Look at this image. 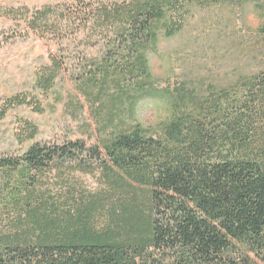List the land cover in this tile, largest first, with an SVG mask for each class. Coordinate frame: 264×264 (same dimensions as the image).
Returning <instances> with one entry per match:
<instances>
[{"label":"trees","instance_id":"16d2710c","mask_svg":"<svg viewBox=\"0 0 264 264\" xmlns=\"http://www.w3.org/2000/svg\"><path fill=\"white\" fill-rule=\"evenodd\" d=\"M188 2L102 0L66 16V25L103 42V81L86 79V97L97 88L99 100H110L116 74L147 90L148 55L180 32ZM30 14L32 32L56 25L52 7ZM61 71L52 59L37 89L50 93ZM172 97L171 117L155 134L107 122L102 130L112 127V136L96 146L35 143L0 157V264H264V69L202 96ZM20 106L43 113L36 97L18 95L0 108V124ZM38 134L24 121L20 142ZM95 174L97 190L80 185L77 175Z\"/></svg>","mask_w":264,"mask_h":264},{"label":"rangeland","instance_id":"374dc122","mask_svg":"<svg viewBox=\"0 0 264 264\" xmlns=\"http://www.w3.org/2000/svg\"><path fill=\"white\" fill-rule=\"evenodd\" d=\"M100 1L0 0V108L18 95L36 97L43 107V113L20 106L7 114L0 124V157L22 156L35 143L82 140L96 146L112 136V127L102 130L107 122L138 123L155 134L171 117L172 96L179 99L189 91L202 96L211 87L235 85L264 69V23L258 9L264 8V0H189L180 32L162 37L148 55L151 81L147 90H138L135 80L116 74L120 79L107 81L110 100H99L97 88L91 90L90 99L85 95V81L92 76L97 83L103 81L99 70L105 56L103 42L97 34L80 32L78 25L68 26L63 20ZM44 7L53 8L56 25L41 32L28 30L31 14L25 16V9L35 12ZM51 58L61 64L62 71L51 92L44 95L36 87V77ZM129 96L135 97L134 102ZM24 121L36 125L39 134L22 144ZM53 177V188L60 191L62 184ZM99 177L77 175L80 185L91 191L99 188Z\"/></svg>","mask_w":264,"mask_h":264}]
</instances>
